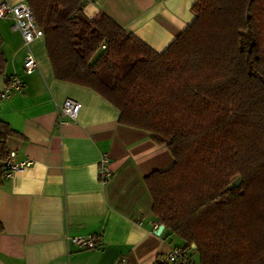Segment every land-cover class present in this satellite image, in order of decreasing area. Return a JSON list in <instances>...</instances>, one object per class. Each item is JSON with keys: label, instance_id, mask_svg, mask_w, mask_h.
I'll use <instances>...</instances> for the list:
<instances>
[{"label": "trees", "instance_id": "obj_1", "mask_svg": "<svg viewBox=\"0 0 264 264\" xmlns=\"http://www.w3.org/2000/svg\"><path fill=\"white\" fill-rule=\"evenodd\" d=\"M24 1L55 78L93 90L172 154L144 182L186 263L264 264V0H196L162 51L81 0ZM1 47L0 36V75ZM12 136L0 120V186Z\"/></svg>", "mask_w": 264, "mask_h": 264}, {"label": "crops", "instance_id": "obj_2", "mask_svg": "<svg viewBox=\"0 0 264 264\" xmlns=\"http://www.w3.org/2000/svg\"><path fill=\"white\" fill-rule=\"evenodd\" d=\"M195 1L93 0L83 11L104 12L162 51L193 20ZM0 36L6 60L0 91L11 75L24 82L0 98V120L22 135L7 139L13 162H31L0 186V264H177L166 255L181 240L165 227L157 233L161 224L144 182L173 164L168 148L120 124L118 110L93 90L56 79L43 36L24 43L9 16L0 17ZM27 55L36 62L30 73L23 68ZM67 98L80 103L74 119L59 115ZM104 155L112 168L106 181L98 172ZM86 235L99 237L95 248L69 242ZM191 260L199 264L196 254Z\"/></svg>", "mask_w": 264, "mask_h": 264}, {"label": "built area", "instance_id": "obj_3", "mask_svg": "<svg viewBox=\"0 0 264 264\" xmlns=\"http://www.w3.org/2000/svg\"><path fill=\"white\" fill-rule=\"evenodd\" d=\"M93 0H81V2L90 3ZM9 16L13 19V26L19 30L24 43L28 44L34 38L43 36L42 30L37 26L34 15L25 1H19L14 4H10L6 0L0 3V17ZM36 67L35 59L32 55H27L23 60V68L26 73H30ZM24 86V82L21 77L17 75H11L7 78L6 84L0 91V98H7L12 93L21 91ZM80 109V103L72 100L65 99L61 104L58 112L60 116H65L70 119H74ZM14 153H10L9 159L6 161L8 170L5 177H9L16 170H21L28 165L30 161L13 162L12 157ZM99 176L101 180L106 181L112 175L111 162L107 156H102L99 161ZM99 241L98 236L86 235V236H74L69 238V242L79 248H95ZM166 260L171 263L184 264L186 263V254L178 246H173L166 255ZM187 264V263H186Z\"/></svg>", "mask_w": 264, "mask_h": 264}, {"label": "water", "instance_id": "obj_4", "mask_svg": "<svg viewBox=\"0 0 264 264\" xmlns=\"http://www.w3.org/2000/svg\"><path fill=\"white\" fill-rule=\"evenodd\" d=\"M239 182H240V178L237 177L232 183H233L234 186H238ZM163 227L164 226L162 224L159 226L158 231H157L158 234L163 229ZM192 247L195 248V245L193 244Z\"/></svg>", "mask_w": 264, "mask_h": 264}]
</instances>
